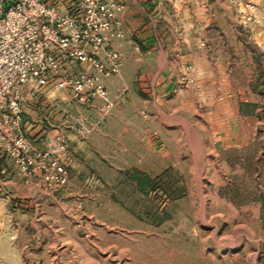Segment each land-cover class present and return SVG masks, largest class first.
I'll return each instance as SVG.
<instances>
[{
  "label": "rangeland",
  "instance_id": "obj_1",
  "mask_svg": "<svg viewBox=\"0 0 264 264\" xmlns=\"http://www.w3.org/2000/svg\"><path fill=\"white\" fill-rule=\"evenodd\" d=\"M223 2L193 6L218 15L223 30L213 20L207 30L211 45L227 47L226 63L212 67L230 81L207 86L239 94L233 111L210 114L196 103L184 113L172 109L176 99L155 102L158 67L147 59L156 55L136 32L126 35L123 15V36L108 46L122 65L102 77L110 110L54 84L26 91L23 109L35 112L19 129L30 149L11 155L0 145V264H264V57L247 32L232 31L225 12L237 0ZM99 58L106 61L103 51ZM194 73V65L179 68L176 84L195 86ZM154 118L166 143L151 147L139 123ZM170 119L180 122L176 139ZM13 134L3 132L6 141Z\"/></svg>",
  "mask_w": 264,
  "mask_h": 264
},
{
  "label": "built area",
  "instance_id": "obj_2",
  "mask_svg": "<svg viewBox=\"0 0 264 264\" xmlns=\"http://www.w3.org/2000/svg\"><path fill=\"white\" fill-rule=\"evenodd\" d=\"M126 4V0H64L62 4L0 0V145L5 144L8 154L20 155L31 146L19 129L27 90L54 84L68 89L77 102L98 98L103 110L112 108L102 77L118 72L122 65L120 54L108 46L113 38L123 36ZM101 51L105 62L99 58ZM77 65L82 70L70 74ZM6 130L14 132L8 141Z\"/></svg>",
  "mask_w": 264,
  "mask_h": 264
},
{
  "label": "crops",
  "instance_id": "obj_3",
  "mask_svg": "<svg viewBox=\"0 0 264 264\" xmlns=\"http://www.w3.org/2000/svg\"><path fill=\"white\" fill-rule=\"evenodd\" d=\"M199 0H126V12L123 14V23L126 28V35L129 31H134L141 36L140 40L145 53L156 55V57H148L154 66L158 69L154 75L156 87L153 89V97L155 102L163 103L166 100L176 99L177 105L172 109H182L186 112L188 109L196 108V103H200V107H204L207 113H216L232 110L243 102V98L235 92L215 91L214 86H207L208 82H227L230 76L227 72H220L219 68L226 63L225 52L226 46H222L218 50L209 41L207 30L210 20H213V26L221 27L218 15L210 13L207 6L199 10V6L194 7V3ZM201 2H209V0H200ZM224 2L229 0H222ZM50 3L62 4L64 0H48ZM152 2L158 3L154 6ZM223 2V3H224ZM239 8L235 11L229 9L225 14L230 19L235 34H239L242 30L247 32L249 37V47L255 51H261L264 57V0H237ZM169 3V4H168ZM61 8H65L61 5ZM204 10L206 11L204 14ZM199 14H202L199 16ZM202 17L201 22L199 18ZM215 20V21H214ZM217 20V21H216ZM217 22V23H215ZM222 27L220 31H222ZM156 37L154 41L152 37ZM160 35V40L157 39ZM152 42V43H150ZM147 43H150L148 46ZM126 45V42H125ZM122 41L121 46L125 47ZM153 51V52H151ZM261 72L264 74V60L261 61ZM187 65H194L195 68V86H180L176 84L178 69H184ZM214 66V67H212ZM106 86L109 88L110 81L105 80ZM174 89V90H173ZM218 89V88H217ZM220 99L219 102L215 100ZM124 100V99H122ZM156 107V106H155ZM217 107V108H216ZM215 109V110H214ZM139 114L146 118L150 112L145 107H139ZM146 111V113H145ZM163 113L160 108L156 107L154 112ZM233 111V110H232ZM27 112L32 114L33 110L24 106L23 127L27 124ZM148 121V125L144 122ZM152 120L142 119L140 125L142 139L151 147L161 146L166 143L161 133V124H152ZM168 124L171 129V138L179 137L178 127L179 121L170 119ZM186 138L189 139L188 127L184 125ZM175 131V132H174ZM3 159L0 158V173L5 172L2 165Z\"/></svg>",
  "mask_w": 264,
  "mask_h": 264
}]
</instances>
